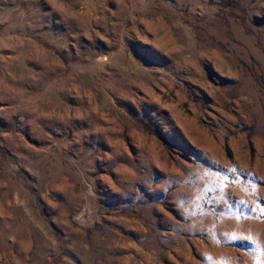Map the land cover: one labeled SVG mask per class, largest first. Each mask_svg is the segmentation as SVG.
<instances>
[{"label": "rangeland", "instance_id": "rangeland-1", "mask_svg": "<svg viewBox=\"0 0 264 264\" xmlns=\"http://www.w3.org/2000/svg\"><path fill=\"white\" fill-rule=\"evenodd\" d=\"M262 201L264 0H0V264H264Z\"/></svg>", "mask_w": 264, "mask_h": 264}, {"label": "snow or ice", "instance_id": "snow-or-ice-1", "mask_svg": "<svg viewBox=\"0 0 264 264\" xmlns=\"http://www.w3.org/2000/svg\"><path fill=\"white\" fill-rule=\"evenodd\" d=\"M224 179L227 180V177H225ZM224 187H225L224 185H221L220 188H219V190L222 192ZM238 203H239V205H240L241 207H240L239 209H237V211H242V209H243L244 207H248L250 213H254V212H255V209L250 208L248 205L245 204L244 201H239ZM262 203H264V201H262ZM239 218H240V217L238 216L237 219H239ZM246 218H247V217H246ZM253 218H255V217H253ZM258 218L261 219V220H264V208H261V215H260ZM233 239H236V237H233ZM248 239H251V238L249 237ZM253 243H255V242L253 241ZM257 247H258V246H257ZM257 264H259V261H257Z\"/></svg>", "mask_w": 264, "mask_h": 264}]
</instances>
